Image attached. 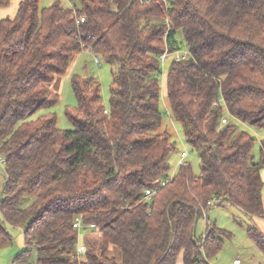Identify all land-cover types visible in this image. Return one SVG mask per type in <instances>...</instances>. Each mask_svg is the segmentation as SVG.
<instances>
[{
	"label": "trees",
	"instance_id": "trees-1",
	"mask_svg": "<svg viewBox=\"0 0 264 264\" xmlns=\"http://www.w3.org/2000/svg\"><path fill=\"white\" fill-rule=\"evenodd\" d=\"M79 1L20 0L0 19V247L11 243L10 224L24 228L18 264H176L179 255L199 264L227 234L208 221L196 236L212 205L264 219V140L257 161L255 138L239 126L264 127V0ZM87 48L112 67L109 108L95 77L74 75L72 127L61 130L49 86ZM182 49L192 57L171 60L166 98L199 175L185 160L169 174L175 143L158 132L160 57ZM89 224L99 254L85 241ZM247 234L264 264V234L255 224Z\"/></svg>",
	"mask_w": 264,
	"mask_h": 264
},
{
	"label": "rangeland",
	"instance_id": "rangeland-1",
	"mask_svg": "<svg viewBox=\"0 0 264 264\" xmlns=\"http://www.w3.org/2000/svg\"><path fill=\"white\" fill-rule=\"evenodd\" d=\"M20 0H10L6 10L7 17L15 14L18 8ZM54 2H59L66 7H74L80 5L79 0H39V6L45 7L51 5ZM185 49H182V51ZM100 59V64L95 61L94 54L89 48L82 50L79 54L73 55L68 68L65 73V77L61 80L59 88L57 89L58 101L52 108V111L56 117L57 127L61 130L70 129L72 124L68 119L66 112L74 111L76 107V98L71 86V78L74 75L80 77L93 76L100 83L102 101L106 109L109 108L110 87L112 83V67L110 63L104 61L99 54H96ZM172 56L165 57V64L161 65V73L158 76L160 97H159V109L162 113L160 127L158 132H166L169 134L170 139L175 143V149L168 155L169 174L173 175L178 167L180 161V153L182 151L187 152V157L184 159L191 167L194 175L200 173V158L198 152L191 150L186 143L184 134L180 125L171 117L167 98H166V86L165 75L168 72L169 64ZM50 87V86H49ZM51 91L56 92L51 89ZM241 129H245L255 138V144L252 150L255 160H259V145L261 140H264V127L261 129L254 128L246 124L239 125ZM4 165L0 163V194L1 185L4 180ZM261 178L263 181L262 195L264 200V167L261 169ZM212 223L216 227L222 229L227 233L223 237V244L220 251L216 254L207 257L208 264H223L228 260L232 261V258L236 255L243 261L242 264H258V261H262V252L254 245V243L248 238L247 229L251 227L253 222L237 207L231 205H212L204 215L199 217L196 224V236L201 237L205 233L207 223ZM264 228V220H261ZM23 226H13L7 224V230L11 236V243H6L0 247V264H18L14 261V257L23 251ZM261 231V230H260ZM262 232V231H261ZM88 235L85 238L87 245L90 246V251L99 254V238L97 237L96 228L87 229L85 231ZM263 234V233H262ZM84 243V240H82ZM80 255L79 260H85L84 256ZM210 261V263H209Z\"/></svg>",
	"mask_w": 264,
	"mask_h": 264
},
{
	"label": "built area",
	"instance_id": "built-area-1",
	"mask_svg": "<svg viewBox=\"0 0 264 264\" xmlns=\"http://www.w3.org/2000/svg\"><path fill=\"white\" fill-rule=\"evenodd\" d=\"M83 22H84V17L83 16L79 17L78 20H77V23H83ZM166 23H167V20H166ZM168 55H171L172 56V59L171 60H175V61H184V60H188L189 58L192 57L191 53L187 49H185L183 51L182 50H176V51H173V52H167V51H165V52H163L161 54V57H160V60H161L162 63H165L164 62L165 61V57H168ZM94 59H95V61L97 63H99V59H98L97 56H95ZM219 100H222V98H220ZM104 112L107 113V109H104ZM226 121H227L226 118L222 119V122H226ZM186 156H187V152L186 151H182L180 153V161H179L178 165L181 164V163H183V160L185 159ZM0 163L2 165H4L5 161L3 159H1L0 160ZM169 179L170 178L165 179L163 181V183H166ZM153 194H154V191L153 190L147 189L145 191V197H150ZM211 204H212L211 201L208 202V206H211ZM205 213H206V211H205ZM74 227H76L78 230H80V229L83 228V225L81 223V218L80 217H77L75 219ZM87 227H88V229L95 228L94 224H89ZM85 251H86V245L83 242L80 243V240H79V237H78V241L76 243V256L78 257V259L80 258L79 257L80 255L83 256V253ZM79 261L80 262H83L84 260H79ZM232 262H233V264H239L240 263V260L238 258H235Z\"/></svg>",
	"mask_w": 264,
	"mask_h": 264
},
{
	"label": "crops",
	"instance_id": "crops-1",
	"mask_svg": "<svg viewBox=\"0 0 264 264\" xmlns=\"http://www.w3.org/2000/svg\"><path fill=\"white\" fill-rule=\"evenodd\" d=\"M10 1V0H9ZM8 6V5H7ZM7 6H0V19H2V18H5V17H7V13H6V10H5V8H7ZM14 15V14H13ZM13 15H11L10 17H13ZM80 53V52H79ZM78 53V54H79ZM65 74H62V75H59V76H56L55 77V79L53 80V82L52 83H50V89H52V90H54V91H56L57 92V89L59 88L58 86H59V84H60V82H61V80L63 79V77H65L64 76ZM5 172V171H4ZM5 176L6 175H4V180H3V182H2V185H1V190H2V187H3V184H4V181H5ZM261 220H264V219H258V218H255V219H253L251 222H253L254 224H255V226H257L258 227V229L259 230H261L262 231V233L264 234V228H263V225H262V223H261ZM248 236V235H247ZM202 237V236H201ZM249 238V237H248ZM250 239V238H249ZM251 240V239H250ZM252 241V240H251ZM253 242V241H252ZM255 245V244H254ZM256 246V245H255ZM257 247V246H256ZM258 248V247H257ZM259 249V248H258ZM235 258H238L239 260H240V263L239 264H242L243 263V261L240 259V257L238 256V255H236V256H234L233 258H232V261L235 259ZM232 261H230V260H228L227 262H225V263H223V264H233V262ZM209 263H210V261H209ZM261 262L260 261H258V264H260ZM176 264H183V259H182V256L181 255H179L178 256V258H177V260H176ZM199 264H208V260H207V258H203L202 257V261L199 263Z\"/></svg>",
	"mask_w": 264,
	"mask_h": 264
}]
</instances>
